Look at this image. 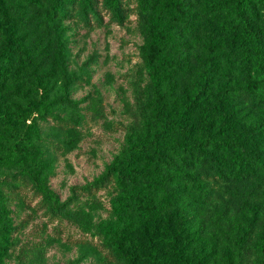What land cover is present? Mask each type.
<instances>
[{
    "label": "rangeland",
    "instance_id": "obj_1",
    "mask_svg": "<svg viewBox=\"0 0 264 264\" xmlns=\"http://www.w3.org/2000/svg\"><path fill=\"white\" fill-rule=\"evenodd\" d=\"M0 264H264V0H0Z\"/></svg>",
    "mask_w": 264,
    "mask_h": 264
},
{
    "label": "trees",
    "instance_id": "obj_2",
    "mask_svg": "<svg viewBox=\"0 0 264 264\" xmlns=\"http://www.w3.org/2000/svg\"><path fill=\"white\" fill-rule=\"evenodd\" d=\"M245 1V0H244ZM73 2V1H72ZM71 5H73V4H71ZM69 9H73V6H70V7H68ZM219 164H215L214 166H218ZM123 167L124 166H119L117 169H123ZM106 178V176H102L101 177V180L103 181L104 179ZM138 206H140V207H142V208H146L147 207V205L146 204H142V203H139L138 204ZM122 235L123 234H121V236H119V235H117V237H116V235H115V237H116V239L117 240H121L122 239ZM121 249H122V247H120ZM123 250V249H122ZM127 250H124V252H123V255H125L127 258L126 259H129V258H131V254H129V253H127L126 252Z\"/></svg>",
    "mask_w": 264,
    "mask_h": 264
}]
</instances>
